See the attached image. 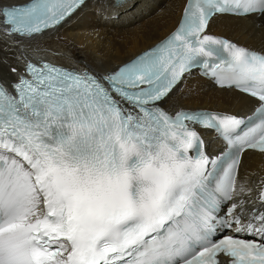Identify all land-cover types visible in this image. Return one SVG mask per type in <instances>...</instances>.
Returning a JSON list of instances; mask_svg holds the SVG:
<instances>
[{
	"label": "snow or ice",
	"instance_id": "obj_1",
	"mask_svg": "<svg viewBox=\"0 0 264 264\" xmlns=\"http://www.w3.org/2000/svg\"><path fill=\"white\" fill-rule=\"evenodd\" d=\"M88 7L0 2V19L31 38ZM221 15L264 19V0H188L170 37L117 69L29 63L0 83V264H264V181L253 197L236 179L243 151L264 153V52L208 34ZM194 70L253 114L176 108ZM198 128L227 150L207 154ZM226 230L239 235L215 239Z\"/></svg>",
	"mask_w": 264,
	"mask_h": 264
},
{
	"label": "bare ground",
	"instance_id": "obj_2",
	"mask_svg": "<svg viewBox=\"0 0 264 264\" xmlns=\"http://www.w3.org/2000/svg\"><path fill=\"white\" fill-rule=\"evenodd\" d=\"M26 1L0 0L6 6ZM185 1L133 0L134 6L115 7L111 0H89V7L69 22L30 40L6 37L0 25V79L5 83L16 81L24 64L36 57L66 68L114 70L164 39L176 26ZM208 32L264 52V19L217 16ZM172 103L176 108L241 117L256 106V102L233 90L215 88L196 72ZM212 146L222 149L215 140ZM236 179L238 184L244 182L253 189L255 197L258 185L264 181V153L245 152Z\"/></svg>",
	"mask_w": 264,
	"mask_h": 264
}]
</instances>
